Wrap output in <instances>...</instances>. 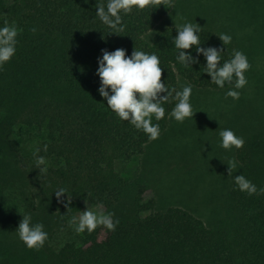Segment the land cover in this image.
Instances as JSON below:
<instances>
[{"label": "trees", "instance_id": "16d2710c", "mask_svg": "<svg viewBox=\"0 0 264 264\" xmlns=\"http://www.w3.org/2000/svg\"><path fill=\"white\" fill-rule=\"evenodd\" d=\"M107 2L0 0V27L19 30L15 55L0 67V264H264V52L244 46L245 36L255 35L264 50V0H150L121 12L119 32L97 15ZM187 22L202 28V47L223 49L221 63L235 51L247 56L261 108L243 117L253 123H245V143L229 159L206 164L172 153L163 167L149 151L173 124L175 101L163 105L164 119H153L161 134L149 140L98 94L97 57L118 48L156 54L169 89L190 84L222 100L235 81L211 83L202 55L189 67L176 60V26ZM221 34L231 43L224 46ZM231 116L221 118L229 123ZM238 175L257 192L240 190ZM60 189L65 195L57 198ZM87 204L100 206L99 216L113 214L115 230L100 224L77 232ZM206 211L209 221L198 214ZM24 215L48 233L39 251L15 232Z\"/></svg>", "mask_w": 264, "mask_h": 264}, {"label": "clouds", "instance_id": "9594fccd", "mask_svg": "<svg viewBox=\"0 0 264 264\" xmlns=\"http://www.w3.org/2000/svg\"><path fill=\"white\" fill-rule=\"evenodd\" d=\"M170 3V0H169ZM150 4V0H108L106 10L104 6L97 8V15L101 22L114 31H123L121 12L127 14L133 7L143 9ZM201 27L197 23H184L176 26L177 35L173 38V44L178 51L177 62L185 67L199 63L202 55L205 60L204 70L210 76V82L224 88L225 84L234 83V89L226 92V97L238 100L240 92L235 89H242L248 84L245 76L251 65L247 56L241 51H235L230 60H222L223 49L215 47H202L200 43ZM35 32V29H32ZM19 30L13 23H5L0 27V67L11 61L16 53L17 37ZM219 39L222 44L228 45L232 37L228 34H221ZM195 49L193 56L190 49ZM96 76L99 77L98 94L106 101V106L121 120L129 122L137 130L143 131L149 140H156L161 134L160 125L153 123V119L160 121L165 118V103L175 101L169 115L178 122L193 118L194 112L191 103L192 86L183 85L180 90L169 89L166 80L162 81L164 69L160 66V59L156 54H149L140 50H133L128 55L126 50L118 48L109 52L102 50L97 57ZM174 93V95H173ZM221 147L231 150L233 147H243V137L237 136L231 129H224L219 133ZM44 158L39 157L38 164H43ZM235 163H233V167ZM235 183L242 191L249 195L257 192L256 186L243 175L234 178ZM264 192V189H260ZM57 198L65 195L64 189L54 193ZM63 202V201H61ZM113 214L97 216L88 210L82 212L80 221L76 224L75 230L92 232L100 224L109 230H115L119 221L115 223ZM75 224V219L72 221ZM20 241L30 250L39 251L48 240V233L44 231V225L33 223L31 215L22 216L15 231Z\"/></svg>", "mask_w": 264, "mask_h": 264}, {"label": "rangeland", "instance_id": "374dc122", "mask_svg": "<svg viewBox=\"0 0 264 264\" xmlns=\"http://www.w3.org/2000/svg\"><path fill=\"white\" fill-rule=\"evenodd\" d=\"M171 21L167 22L170 23ZM258 38L255 35L250 37L245 36L244 41L245 45L248 47H254L255 50L263 55L264 50L261 47H257L256 42ZM264 66L260 65L259 72H264ZM252 74L251 68L245 72L246 78ZM264 76V75H263ZM252 82H249L244 88L239 89L240 97L238 100L229 101L227 97H223L221 100L219 97L211 100V94H202L200 92H193L191 96V103L193 106L194 114L193 118L186 119L184 122H178L174 120L173 124L170 125L165 138L162 141V145L154 147L151 151L154 154L155 161L160 166L165 167L163 164L175 160V157H171L172 153L174 154H188L189 156H195L199 158L201 163H215L218 162L220 158H230L231 150H225L220 146L221 137L216 135L217 131L224 130L227 125V129H231L237 136H241L248 129V125L245 123H253L252 120V110L255 114L261 107L258 103V98L262 94V89L259 88V96H255L254 89L250 85ZM238 91V90H236ZM254 98V99H253ZM253 99V100H252ZM253 101L250 103V101ZM246 105L244 111L240 110ZM227 107V111H223V107ZM239 110V111H237ZM247 110V111H246ZM217 112L218 115H217ZM234 114L231 116V114ZM250 112L249 120L245 121L243 118L248 115ZM230 113L232 122H225L221 116H225ZM216 118V119H215ZM235 118L244 119L238 123H235ZM216 127V129H214ZM136 165L134 164V168ZM100 206L85 205L82 212L88 210L93 212L97 216L101 212ZM82 212L78 215L76 222L79 223ZM200 217L205 220L210 219L211 212L206 211L198 213ZM214 214V213H212ZM198 216V217H199ZM207 221V222H208Z\"/></svg>", "mask_w": 264, "mask_h": 264}]
</instances>
